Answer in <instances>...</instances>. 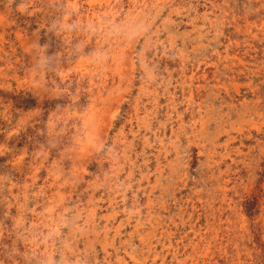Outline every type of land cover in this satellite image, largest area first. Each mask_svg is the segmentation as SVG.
<instances>
[{"label":"rangeland","instance_id":"obj_1","mask_svg":"<svg viewBox=\"0 0 264 264\" xmlns=\"http://www.w3.org/2000/svg\"><path fill=\"white\" fill-rule=\"evenodd\" d=\"M51 3L0 0V264L69 240L88 264H264V0ZM64 16L150 30L77 50L86 32L49 31ZM45 43L64 59L37 72Z\"/></svg>","mask_w":264,"mask_h":264},{"label":"clouds","instance_id":"obj_2","mask_svg":"<svg viewBox=\"0 0 264 264\" xmlns=\"http://www.w3.org/2000/svg\"><path fill=\"white\" fill-rule=\"evenodd\" d=\"M49 6L53 8L55 7L54 0ZM149 30V25L144 22H119L109 21L108 18H102L97 21H90L87 25H82L78 21L68 22V18L66 16L54 19L49 27V31L63 33L66 37L70 36L72 33L81 31L86 32V40L84 42L77 43V50H81L84 47V44L87 43L88 39L101 32L109 39H116L126 44H133L137 40L142 39ZM49 47L50 44L48 43H45L44 45H37V58L33 64L34 71L43 72L47 70H55V68L63 62L64 58L61 54H47ZM106 58V53L97 52L93 57V61L99 63L106 60ZM138 63L143 73L145 82L150 86L151 83L157 80V72L155 66L149 61L147 50L139 53ZM128 214L132 216H139L140 211L129 205ZM59 227L60 229L68 228L70 230H75L81 235L85 233V229L83 227H81L78 223H72L68 218H64ZM57 230L58 229L53 228L47 233H44L40 237L39 243L41 245H46L49 241L55 239ZM63 247L65 249V254L62 256L48 255L43 260H38L33 257L32 259L26 260V264H88L90 253L85 254L81 252L79 257L71 254V249L73 248V242L71 240L65 242ZM13 254H15V250H13Z\"/></svg>","mask_w":264,"mask_h":264},{"label":"bare ground","instance_id":"obj_3","mask_svg":"<svg viewBox=\"0 0 264 264\" xmlns=\"http://www.w3.org/2000/svg\"><path fill=\"white\" fill-rule=\"evenodd\" d=\"M26 49V48H25ZM87 62V61H86ZM92 182V181H91ZM94 232V231H93ZM160 237V236H159ZM214 237V236H213Z\"/></svg>","mask_w":264,"mask_h":264}]
</instances>
